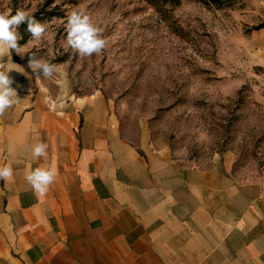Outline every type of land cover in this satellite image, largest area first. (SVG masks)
Returning <instances> with one entry per match:
<instances>
[{
	"label": "crops",
	"instance_id": "1",
	"mask_svg": "<svg viewBox=\"0 0 264 264\" xmlns=\"http://www.w3.org/2000/svg\"><path fill=\"white\" fill-rule=\"evenodd\" d=\"M4 62L23 72H9L18 100L0 116V166L13 168L0 180V264H264V181L147 134L134 145L101 94L51 92ZM36 142L46 158H32ZM37 167L56 170L44 197L26 180Z\"/></svg>",
	"mask_w": 264,
	"mask_h": 264
},
{
	"label": "rangeland",
	"instance_id": "2",
	"mask_svg": "<svg viewBox=\"0 0 264 264\" xmlns=\"http://www.w3.org/2000/svg\"><path fill=\"white\" fill-rule=\"evenodd\" d=\"M44 2L0 0V12L32 14ZM55 5L62 16L43 21L46 33L38 40L27 31L24 54L14 51L21 64L34 54L57 66L53 78L38 76L51 92L101 94L132 144L147 134L185 161H226L233 175L264 181V28L255 29L264 26V0H233L221 8L195 1L155 8L145 0ZM73 10L102 29L101 54L66 50Z\"/></svg>",
	"mask_w": 264,
	"mask_h": 264
},
{
	"label": "clouds",
	"instance_id": "3",
	"mask_svg": "<svg viewBox=\"0 0 264 264\" xmlns=\"http://www.w3.org/2000/svg\"><path fill=\"white\" fill-rule=\"evenodd\" d=\"M25 22L27 23V31L31 34L33 40H38L45 35L46 24L36 20L33 15H29L23 10H17L15 15L0 12V116H3L6 110L12 108L18 100L17 91L12 87L14 81L9 75L11 70L18 71V69L9 67L4 62V57H9L12 63L11 52L13 50L17 54H24L21 51L22 47L18 44V41L23 38L18 28ZM65 31L67 34L66 50L71 49L81 57L99 55L106 47L107 42L102 37V29L94 24L90 16L83 11L73 10L67 16ZM28 66L32 69V73L38 76L42 75L44 78H53L54 73L57 71L55 64L37 59L34 54L30 55ZM25 75L28 74L25 73ZM51 107L52 110H55L57 106L53 104ZM47 149V143H34L31 148L32 158H46ZM12 177L13 168L11 165L0 166V180L7 182ZM55 179V168L37 167L26 176L27 182L39 197H44L48 193Z\"/></svg>",
	"mask_w": 264,
	"mask_h": 264
},
{
	"label": "trees",
	"instance_id": "4",
	"mask_svg": "<svg viewBox=\"0 0 264 264\" xmlns=\"http://www.w3.org/2000/svg\"><path fill=\"white\" fill-rule=\"evenodd\" d=\"M57 1H67V0H45L43 6L35 11L32 14L29 15H33L34 18L40 22L43 21H48L51 20L53 18H58L62 16V13L59 12L58 10V6L55 5V3ZM147 3L151 4L152 6H154L155 8H159V7H165V6H171V7H176L179 6L181 4L182 1H195L204 5H208V6H214L215 8H221L225 5L230 4L233 0H145ZM16 12H12V15H15ZM261 28H264V26H258L255 29L259 30ZM19 33L21 34V36L23 37L22 40L18 41L19 45H22L26 42L27 38H28V34H27V23H22L19 28H18ZM12 54V58L14 60V62L26 66L28 67V65L25 64H21V62L18 60L14 50L11 52Z\"/></svg>",
	"mask_w": 264,
	"mask_h": 264
}]
</instances>
